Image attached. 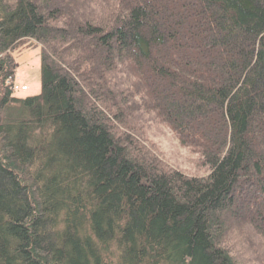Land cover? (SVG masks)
<instances>
[{
  "label": "trees",
  "instance_id": "trees-1",
  "mask_svg": "<svg viewBox=\"0 0 264 264\" xmlns=\"http://www.w3.org/2000/svg\"><path fill=\"white\" fill-rule=\"evenodd\" d=\"M227 216L264 238V0H0V264H246Z\"/></svg>",
  "mask_w": 264,
  "mask_h": 264
},
{
  "label": "rangeland",
  "instance_id": "rangeland-1",
  "mask_svg": "<svg viewBox=\"0 0 264 264\" xmlns=\"http://www.w3.org/2000/svg\"><path fill=\"white\" fill-rule=\"evenodd\" d=\"M23 45L15 52L16 75L11 80L13 85H26L28 90L17 94L22 96L38 95L42 89V56L41 47L30 49ZM140 123L146 132V139L141 138L146 146L168 167L181 170L189 175L203 176L208 173L209 166L198 159V155L183 147L176 134L165 124L151 116L136 114L131 120ZM152 146V147H151ZM228 226L234 227L237 237L236 255L246 264H264V238L256 234L247 222L233 221L227 216ZM249 225V226H248Z\"/></svg>",
  "mask_w": 264,
  "mask_h": 264
},
{
  "label": "built area",
  "instance_id": "built-area-1",
  "mask_svg": "<svg viewBox=\"0 0 264 264\" xmlns=\"http://www.w3.org/2000/svg\"><path fill=\"white\" fill-rule=\"evenodd\" d=\"M14 88L15 89H18L19 88V86L18 85H14ZM25 87H22V89H24Z\"/></svg>",
  "mask_w": 264,
  "mask_h": 264
}]
</instances>
